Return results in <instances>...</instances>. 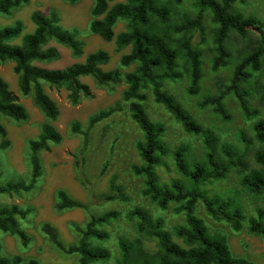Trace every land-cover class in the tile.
Masks as SVG:
<instances>
[{
    "label": "trees",
    "instance_id": "obj_1",
    "mask_svg": "<svg viewBox=\"0 0 264 264\" xmlns=\"http://www.w3.org/2000/svg\"><path fill=\"white\" fill-rule=\"evenodd\" d=\"M28 1L0 0V14L7 15ZM65 1L75 3L79 0ZM184 1L94 0L90 9V31L98 34L104 41L114 40L119 49L130 46V51L121 55L119 67L132 64L135 67L123 75L119 67L108 70L101 67L110 58L109 53L103 49L89 52L82 61H74L64 67H48L47 64L60 57L58 48L50 42L66 47L72 58H79L83 54V45L76 34L63 28L55 13L45 14L34 10L30 15L34 28L27 33L22 34L23 23L20 20L0 28V62L14 63L13 71L17 76L20 93L30 94L33 104L47 119L40 126L37 136L28 142L29 180L0 183V197L18 196L31 190L42 175L40 153L48 151L51 144H58L63 139V135L52 124L59 115V109L45 92L42 82L63 87L67 91L68 101L77 104L82 98L92 96L90 86L81 81V77L89 76L100 85L117 84L122 80L126 88L122 91L121 99L127 103L129 117L142 134L135 144L140 163L132 166L133 173L142 177V194L162 210L175 204L174 212L182 214L184 221L175 225L171 232L165 228L163 218L153 216L148 208L132 207L126 212L125 218L133 222L138 233L153 239L156 249L148 251L139 238L120 237L114 264H258L244 257H234L225 237L209 234L203 220L195 214V208L201 202L212 220L223 221L235 231L246 225L249 233L264 239L263 210L255 208L254 214H246L234 198L218 193L210 194L205 188L207 183L221 180L234 170L241 176L240 185L244 189L255 196L264 195V147L256 149L253 155L254 161L262 169H250L246 151L227 146L218 147V138L203 128L171 93L163 89V82L182 77L179 70L182 61V68L189 77L187 92L198 93L202 77V53L199 45L205 42L207 15L214 25L210 30L214 71L227 64L230 54L225 41L229 32L246 37L249 30H255L259 33L257 47L235 65L226 90L208 95L198 103L201 107L212 106L215 113L227 120L229 116L224 99L231 92L245 116H255L256 111L250 107L241 85L249 81L250 73L247 68H260V59L264 56L263 25L254 16H246L238 9L237 4H242L245 0H188L189 8L180 11ZM120 20L125 22L124 29L115 34L114 26ZM197 33L200 41L195 43ZM18 37L20 43H13ZM148 89L154 101L160 103L185 132L201 135L204 145L203 155L193 160L188 159V146L178 145L172 152V158L181 178H171L163 183L160 182L156 169L166 166L164 157L169 151L162 139L166 127L162 122L152 120L145 111L143 102L147 99ZM120 109V105L115 104L98 111L89 117L84 130L80 129L77 121L71 123L70 133L82 136V143L75 157L80 174L93 126ZM2 116L20 121L27 118V112L18 102L17 95L0 76V137L3 139L2 146H5L8 142L5 140L6 129L1 121ZM252 130L254 139L264 144V118L255 121ZM241 138L246 143L249 142L244 135ZM103 173L104 168L99 174ZM127 200L123 187L117 182L115 175H112L107 189L92 193L87 201L73 198L62 189L58 190L54 207L57 211L73 208L89 211L92 206L111 202L124 203ZM28 213V209H22L17 204L0 203V230L15 236L23 246L29 243L30 238L20 226V220L25 219ZM118 218L120 212L113 209L91 214L83 225L74 224L73 229L78 234L74 243H65L57 229L48 223L42 224L41 232L58 253L76 254L78 264H102L111 258L110 250L103 245L109 238L106 226ZM173 235L181 242L175 241ZM21 262L20 255H0V264ZM27 264L39 262L30 258Z\"/></svg>",
    "mask_w": 264,
    "mask_h": 264
},
{
    "label": "rangeland",
    "instance_id": "obj_2",
    "mask_svg": "<svg viewBox=\"0 0 264 264\" xmlns=\"http://www.w3.org/2000/svg\"><path fill=\"white\" fill-rule=\"evenodd\" d=\"M125 1V0H116ZM94 0H79L69 3L65 0H29L18 8L11 10L7 15L0 14V28L11 25L20 20L23 23V33L33 30L34 25L30 15L34 10H40L45 14L55 13L58 23L65 29L76 34L83 45V54L79 58H72L69 50L59 44L55 45L60 57L49 64L48 67L60 68L74 61H82L85 55L97 49H103L109 53V61L101 67L104 70L119 67V59L122 54L130 51V46L117 48L115 41H104L98 34L89 29L91 20L90 9ZM190 1L185 0L180 11L189 8ZM238 9L244 15L254 16L263 25L264 32V2L262 0H245L237 4ZM125 22L118 21L114 26V32L124 29ZM205 42L199 45L201 49L202 77L199 83V91L189 94L187 86L189 77L182 68L180 61L179 70L182 77L175 80H165L163 89L171 93L182 107L218 138V147L227 146L239 151L245 150L250 169H262V166L254 161L253 155L256 149L264 147L254 139L252 125L258 119L264 118V56L260 59V68L254 70L251 67L246 70L250 73L249 81L241 85L246 92V98L250 107L256 111V115L247 118L241 110L237 98L230 92L225 96L224 105L229 119H224L215 113L212 106L198 105L204 97L222 90H226L235 65L242 58L256 49L259 33L249 30L246 37H240L234 32H229L225 41L229 51V58L225 66L216 71L212 69L214 52L211 48L210 30L214 26L207 15ZM200 41L197 33L194 42ZM13 43H20V37ZM14 63L11 61L0 62V76L8 83L10 90L17 95L18 102L24 106L27 112L25 120L16 121L7 116H2L1 121L6 129L5 140L7 145L2 146L0 137V183L6 181L29 180V149L28 142L34 139L40 126L47 121L41 111L33 104L31 95H22L18 88L17 76L13 71ZM135 64L128 67H119L122 75L134 69ZM81 81L87 83L92 91V96L82 98L79 103L71 104L67 98V91L63 87L50 86L42 82L45 92L55 101L58 109V117L52 124L63 135L58 144H51L48 151L40 153L42 163V175L33 188L18 196H2L0 203L17 204L22 209H28L25 219L20 220V226L28 234L30 241L26 246L21 245L15 236L0 230V255L11 257L20 255L22 262L27 264L28 259L34 258L39 264H78L77 255H61L53 249L43 233L41 226L48 223L55 227L60 238L65 243H74L78 234L74 231V224L83 225L91 214L101 213L106 210H118L120 218L106 226L109 238L103 243L111 252V258L102 264H114L117 252V242L120 237L133 239L139 238L148 251H155L156 244L153 239L138 233L134 224L125 218V214L134 206L148 208L153 216H160L164 220L165 228L172 232L173 227L183 223L182 214L174 212L175 204H170L165 210L159 209L154 203L142 194L143 180L132 171V166L140 163L135 144L141 139L142 134L129 117L128 105L121 99L122 91L126 88L124 81L117 84L100 85L91 77H81ZM147 99L143 102L148 116L155 121L162 122L166 129L162 139L168 148V154L164 157L166 166L157 167V174L161 183L170 181L171 178H181L176 171L172 152L180 144L188 146V159L200 158L204 152L201 135L187 133L181 125L175 121L165 108L154 101L151 91L146 90ZM115 104H119L120 111L108 118L97 122L90 133V143L85 152L82 163V174L76 167V155L82 143L80 134L70 133V125L77 121L80 129L86 128L89 117L100 110H104ZM247 139L243 141L241 136ZM104 168V173L99 172ZM115 175L117 182L123 187L128 200L124 203L111 202L100 206H92L89 211L82 209H65L57 211L54 207L56 193L62 189L71 197L81 201H87L92 193H100L107 189L109 179ZM240 175L231 170L221 179L207 183L205 188L210 194L218 193L237 200L246 214H254L255 208L264 212V195L255 196L240 185ZM195 214L206 225L209 234L225 237L231 254L234 257H244L258 264H264V239L247 231L246 225L235 231L221 221L212 220L206 213L201 202L196 204ZM173 238L181 242L176 236Z\"/></svg>",
    "mask_w": 264,
    "mask_h": 264
},
{
    "label": "clouds",
    "instance_id": "obj_3",
    "mask_svg": "<svg viewBox=\"0 0 264 264\" xmlns=\"http://www.w3.org/2000/svg\"><path fill=\"white\" fill-rule=\"evenodd\" d=\"M262 2H264V0H262Z\"/></svg>",
    "mask_w": 264,
    "mask_h": 264
}]
</instances>
